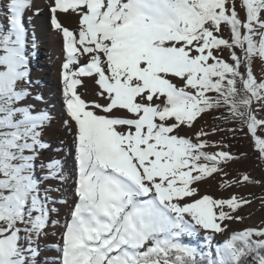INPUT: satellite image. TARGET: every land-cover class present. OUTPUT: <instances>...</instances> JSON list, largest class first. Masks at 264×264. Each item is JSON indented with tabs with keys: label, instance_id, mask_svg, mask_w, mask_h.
Returning <instances> with one entry per match:
<instances>
[{
	"label": "snow or ice",
	"instance_id": "6c2138e0",
	"mask_svg": "<svg viewBox=\"0 0 264 264\" xmlns=\"http://www.w3.org/2000/svg\"><path fill=\"white\" fill-rule=\"evenodd\" d=\"M225 7L244 41L227 57L229 20L207 45L198 27L219 0H0V264H264V224L232 228L235 194L206 183L217 68L264 93V0ZM262 113L246 129L264 156Z\"/></svg>",
	"mask_w": 264,
	"mask_h": 264
},
{
	"label": "rangeland",
	"instance_id": "374dc122",
	"mask_svg": "<svg viewBox=\"0 0 264 264\" xmlns=\"http://www.w3.org/2000/svg\"><path fill=\"white\" fill-rule=\"evenodd\" d=\"M229 2L230 0H219L218 18L207 23L209 27L216 26L213 28L214 31L220 30L221 20L230 17L227 15L229 9L225 7V4ZM200 29L202 30L201 34H207L204 36L205 45H207L211 32L204 25ZM221 35L228 37L227 25ZM260 37L264 38V31H260ZM212 39L214 43H227L226 40H216L215 37ZM229 50L227 48L225 51V57ZM237 52H239L238 49ZM220 63L223 64L224 61L221 60ZM219 69L221 68H217V71ZM253 71L257 77L264 75V68H261L258 62L253 64ZM262 97H264V93L256 96L250 113L254 112L257 107L264 110V98ZM212 107L214 113L206 119L210 126L217 129L215 139L221 145L219 152L223 153V155H218L217 159L224 163L211 165L210 171L217 169L219 171H216V174L206 183L217 197H228L235 194V200L230 203L233 204L234 211L237 207L239 208L236 214L243 216L244 219L240 223L232 222V228L244 229L262 225L264 224V156L254 151L252 137L249 136L246 129L249 123L247 117H236L228 113L229 111H226L225 106L221 103L212 102ZM215 114H218L219 118L211 119V115ZM241 129L245 130L241 131ZM208 151L211 153L212 149H208ZM218 185L224 191H218Z\"/></svg>",
	"mask_w": 264,
	"mask_h": 264
},
{
	"label": "trees",
	"instance_id": "16d2710c",
	"mask_svg": "<svg viewBox=\"0 0 264 264\" xmlns=\"http://www.w3.org/2000/svg\"><path fill=\"white\" fill-rule=\"evenodd\" d=\"M198 2L202 6L206 7L209 4L210 0H198ZM216 18H218L217 13L202 14L198 27L200 28ZM227 20H229V25H227L228 36L230 35L228 30L229 27H231L235 33V35L232 37L231 43H226L227 48L232 50L234 47H236L238 50H240L243 48L244 43L243 39L239 35L242 29L239 23L235 25L231 24V17H228ZM217 75L219 77L217 80V91H219L221 95L216 96L213 102L223 104L226 111H229L228 113H231L236 117H247L249 122V118L251 116V107H249V103L252 106L254 100L256 99V96H250L248 94V91H246L244 86L241 84L240 77L234 68L231 69L230 73L227 68H221L219 69V71H217ZM228 79L235 81L236 86H234L233 84L224 83V81Z\"/></svg>",
	"mask_w": 264,
	"mask_h": 264
},
{
	"label": "bare ground",
	"instance_id": "6f19581e",
	"mask_svg": "<svg viewBox=\"0 0 264 264\" xmlns=\"http://www.w3.org/2000/svg\"><path fill=\"white\" fill-rule=\"evenodd\" d=\"M44 53L51 57L47 61L50 65L48 69H46L48 77H50L51 82L55 84L57 82V76L59 71V63L63 58V53L61 49V38L55 33H51L44 45ZM41 63H45V61H41Z\"/></svg>",
	"mask_w": 264,
	"mask_h": 264
}]
</instances>
